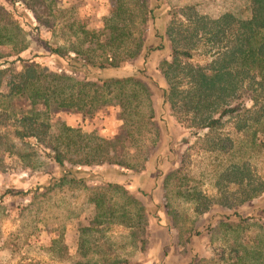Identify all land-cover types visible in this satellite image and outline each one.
<instances>
[{"label":"trees","instance_id":"16d2710c","mask_svg":"<svg viewBox=\"0 0 264 264\" xmlns=\"http://www.w3.org/2000/svg\"><path fill=\"white\" fill-rule=\"evenodd\" d=\"M54 2L56 0L37 1L48 7ZM134 6L135 14L129 11L128 19L137 16L139 34L132 36L130 24H111L105 39L98 40L101 53L97 57L88 54L89 50L73 48L68 51L45 43L47 57L55 61V68L23 58L10 62L13 68L5 67L6 62L0 63V154L13 146L11 139L30 138L40 144L46 143L47 139L46 146H42V150H47L43 154L47 161L45 165L52 166L58 175L44 171L47 178L37 190L42 188V194H46L67 183L88 189L89 182L101 180L104 188L98 190L105 193L89 196L88 202L95 215L87 227L80 228L81 231L98 232L104 222L108 226L121 219L127 222L132 243L144 251L147 208L129 193L124 183L131 176L130 179H134L141 175V168L136 162H128L134 157L127 160L129 154L120 145L122 137L129 135L126 129L139 128L141 119L154 128L156 139L159 138L151 108L152 92L148 86L153 80L147 77L143 66L152 52L166 51L167 56L157 67L163 81L155 88L163 107H167L174 120L187 130L186 141L199 138L203 133L207 150L224 156L226 161L217 166L225 183L217 188L221 197L216 202L206 198L195 183L191 184V177L185 176L186 182H180V168H173L164 181L174 180L181 195L187 200H196L198 215L208 213L216 204L230 211L221 218L223 225L233 233L247 231L253 218L243 216L240 209L264 192V182L255 179L249 164L240 160V152H264V0H244L243 8L238 12L229 11L217 19L198 15L193 6L176 8L171 16L166 12L165 16L169 15L170 19L162 33H155L154 45L146 37L147 25L154 24L157 8L150 7L148 0H135ZM123 7L118 0L113 13L118 15L125 9ZM177 10L184 20L175 21ZM33 13L42 25L37 10ZM206 36L208 41L218 45L213 53L215 57L205 65H193L189 61L190 51L196 40ZM125 44L131 46L122 53ZM129 65L134 68L127 70ZM144 102L149 105V113L141 110ZM111 108H118L122 116L120 137L109 140L93 135L90 146H94V153L69 156L68 148L70 143L72 145L69 134L74 132L69 121L73 118L94 119L99 112ZM134 116H138L137 122H132ZM235 118L239 121L235 132H242L240 137L217 134L227 120ZM54 127L57 134L51 132ZM150 146L148 156L151 157L155 140ZM148 156L145 155L143 161L149 160ZM234 156L237 160H229ZM183 158L181 156L179 163ZM95 168L109 171V174L105 176ZM119 175L123 179H118ZM233 185L235 190L228 189ZM110 191L125 199L120 208L105 198ZM239 239L240 236L235 237L226 262L264 264V247L260 248V244L250 246L238 242ZM201 262L202 259L193 257L189 264H203ZM98 264L125 263L114 260Z\"/></svg>","mask_w":264,"mask_h":264},{"label":"rangeland","instance_id":"374dc122","mask_svg":"<svg viewBox=\"0 0 264 264\" xmlns=\"http://www.w3.org/2000/svg\"><path fill=\"white\" fill-rule=\"evenodd\" d=\"M37 1L0 0V63L6 62L5 67L13 68L14 65L9 64L17 58L57 67L55 61L47 57L45 43L68 51L73 48L89 50L88 54L97 57L101 53L98 40L105 39V32L113 23L130 24L132 36L139 34L137 16L128 19L129 11L135 14V0H120L125 9L118 15L113 13L118 0H56L49 7L39 5ZM148 2L150 7L157 8L154 24L147 25L146 38L153 45L155 33L163 32L170 13L176 8L193 6L198 15L217 19L229 11L236 13L244 6V0ZM34 10H37L36 15L41 18L39 22L42 25L35 20ZM166 12L170 16H165ZM178 12L175 21L184 20ZM208 36L196 40L190 51L189 61L193 65H205L215 57L213 53L218 45L208 41ZM130 46L125 44L121 52ZM164 56H167L166 51L152 52L143 66L147 77L153 80L148 86L152 92L151 108L159 138L156 139L154 128L141 119L142 126L126 129L129 135L122 137L120 145L130 156L127 160L134 157L128 162H136V166L141 168V175L134 179H130L131 176L124 183L129 193L147 208L148 228L143 236L145 250L140 251L139 245L132 243L127 222L121 219L108 226L104 222L98 232L81 231L80 228L87 227L95 215L92 204L88 202L89 196L105 193L98 190L104 188L101 180L89 182L88 189L67 183L42 194L44 190L37 188L47 178L44 171L58 175L52 166L45 165L47 161L43 154L47 150H42V146H46L48 140L40 144L30 138L11 139L13 146L0 154V264H98L114 260H122L125 264H189L193 257L202 259L203 264H229L226 259L236 236H240L238 242L264 247V192L240 209L243 216H252L250 229L233 233L221 219L230 214L228 209L223 210L215 204L208 213L198 215L196 200H187L181 195V189L174 180L165 183L166 174L173 168H180V182H186L185 176L191 177V184L195 183L206 198L216 202L221 197L217 188L225 183L217 166H222L226 159L207 150L203 133L199 138L186 141L187 130L174 120L167 107H163L155 88L163 81L157 67ZM133 68L131 65L126 67L127 70ZM141 110L149 113V105L144 102ZM121 117L118 108H111L99 112L94 119H71L69 124L74 132L69 134L72 139L69 156L94 153V146H90L93 135L109 140L120 137ZM136 120H139L138 116H134L132 122ZM238 125V118L229 119L217 134L240 137L242 132H235ZM51 132L57 134L58 130L54 127ZM154 140L156 146L150 157V145ZM145 155L150 159L143 161ZM240 155L241 162L249 164L254 178L264 182V152H240ZM181 156L184 158L179 163ZM95 170L105 176L109 174L104 169ZM118 179L123 177L119 175ZM228 189L235 190L236 186ZM119 197L111 191L105 194L116 208L125 203V199Z\"/></svg>","mask_w":264,"mask_h":264}]
</instances>
